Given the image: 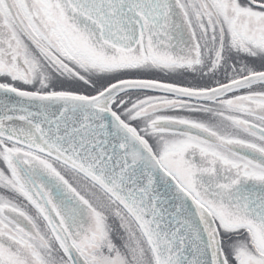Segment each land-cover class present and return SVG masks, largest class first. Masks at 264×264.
<instances>
[{"label": "snow or ice", "instance_id": "1", "mask_svg": "<svg viewBox=\"0 0 264 264\" xmlns=\"http://www.w3.org/2000/svg\"><path fill=\"white\" fill-rule=\"evenodd\" d=\"M0 264H264V0H0Z\"/></svg>", "mask_w": 264, "mask_h": 264}]
</instances>
